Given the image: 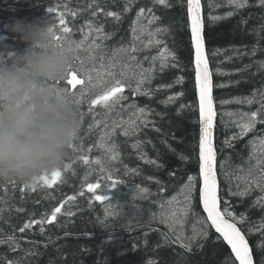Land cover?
Wrapping results in <instances>:
<instances>
[{
    "label": "trees",
    "instance_id": "1",
    "mask_svg": "<svg viewBox=\"0 0 264 264\" xmlns=\"http://www.w3.org/2000/svg\"><path fill=\"white\" fill-rule=\"evenodd\" d=\"M125 2L0 0V50L4 47L23 50L26 47L6 25L15 20H46L54 26L57 36L62 40L78 43L88 35L84 47L74 51V69L80 67V60L85 62V67L91 68L93 65L88 57L92 53L87 51L88 46L93 40L100 44L101 48L95 52L96 68L99 70L102 54L106 61L116 48L131 43V25L139 8L145 5L152 7L151 0H135L130 10L124 12ZM209 2L201 0L205 48L213 74L217 109L215 144L220 195L231 202L235 213L247 212L251 220L258 223L264 217V211L253 206L258 191H253L250 196L239 197L229 196L227 189L230 182L235 190V177L242 174L239 169H246L249 163H255V160H249L251 142L264 135V125L258 123L255 132L230 141L231 146L224 141L239 131L233 124L238 116H229L227 113L251 112L259 108L258 103L249 105L236 101L244 100L254 93L259 99L258 90L264 88V69L260 68V64L264 63V6L259 4V0H248L247 7L237 10L227 0H212L217 5L214 8L209 7ZM171 3L174 6L169 9L157 6L153 11L161 18L159 26H169V35L164 39L175 51L180 66L157 72L150 87L157 89L179 76L184 78L183 83L171 89L156 91L151 97L132 95L126 87L124 94L128 99L111 112L100 105L89 111L90 101L107 84L98 85L85 95L80 104V111L84 115L80 122L79 137L59 170L60 176H46L27 187L14 181L0 180V239L14 235L19 245L11 247L8 243L0 244V264H8L9 261H19L20 264H224L230 248L217 241L214 229H209L207 240L198 241L202 247L194 246L188 251L180 243L173 242L174 236L169 235L166 239L165 234L170 230L166 224L160 223V204L177 195L189 175L197 177V190L202 184L199 177L200 119L194 50L186 0L183 3L171 0ZM108 11L119 13L120 20L107 16ZM228 12H233V15L227 16ZM210 15L222 19L212 21ZM89 22L93 28L103 26V34L109 38L96 40V33L88 28ZM64 28L69 31L64 32ZM154 54L155 49H152L139 55ZM144 66L148 67L147 61H144ZM76 75L78 79H83L81 73L77 72ZM93 76L95 82V73ZM103 79L108 84L112 82L108 77ZM59 86L79 93L86 84L73 85L65 80ZM177 92H183V96L173 104L166 107L160 103L168 95ZM131 103L154 110L149 119L155 121L160 132L149 126L141 127L135 135L124 136L123 129L116 128L115 134L107 141L109 146L115 144L116 149L107 152L100 147L105 122L110 125L114 120H126L131 111L127 106ZM155 113L162 115L157 116ZM134 144L138 146L133 147ZM179 154L188 159L180 160ZM85 156L88 164L82 159ZM97 159L101 164L95 163ZM225 172L232 174L229 180L225 179ZM112 180L117 181L114 186ZM49 184L51 186H47ZM90 184H98L99 187L89 191ZM145 188L147 192L141 193L140 189ZM96 195H104L109 199L98 201ZM221 204L223 208V201ZM55 207H61L55 221L43 225L33 224L31 228L20 232L26 222L50 219ZM193 210L206 218L198 191L194 193ZM68 212L73 214L68 215ZM192 223L190 215L185 224V236L192 234ZM41 227L43 233L40 232ZM246 238L253 250L255 263L264 264V248L258 247L264 243V236L253 232L246 234Z\"/></svg>",
    "mask_w": 264,
    "mask_h": 264
},
{
    "label": "snow or ice",
    "instance_id": "2",
    "mask_svg": "<svg viewBox=\"0 0 264 264\" xmlns=\"http://www.w3.org/2000/svg\"><path fill=\"white\" fill-rule=\"evenodd\" d=\"M135 0H126L123 11L130 10ZM181 3L184 0H180ZM152 7L147 5L140 7L135 20L131 25V43L126 46L116 48L111 57L105 61L104 55H101L99 70L96 68V55L97 49L101 48V45L96 43L95 40L88 46L87 51L92 55L88 57L89 62L93 65L91 68L85 67V62L80 60V67L70 71L67 83L73 85H85L77 93L74 90L65 88L71 95V103L75 106L76 111L79 114L80 122L83 120L84 113L80 111V104L85 95H88L97 88L98 85H105L99 94L90 101L89 111L96 105L102 106L107 112H111L116 106L120 105L122 101L128 99L125 95V88L130 89L131 94L135 96L151 97L159 90H167L174 87L176 84L183 83V77H176L174 81L169 84L160 85L157 89L150 87L151 82L155 79L157 72H164L168 68L179 67V62L176 57V53L172 50L166 40L165 36L169 35V26H159L161 18L155 14L153 8L157 6H163L164 9L173 7L171 0H151ZM227 3L239 10L248 6V0H227ZM259 4L264 6V0H259ZM209 7L214 8L217 5L210 0ZM186 9L188 19L190 21V33L191 41L194 50V70L195 81L198 89L199 96V114L201 122L200 139H199V177L202 181L201 186L197 190L196 182L197 177L195 175H189L187 182L183 184L179 193L174 195L166 203L160 204V223L166 224L170 232L165 234V238L168 236H174L173 242H178L181 246L188 251H191L195 246L197 248L202 247L198 241L207 240L209 236V229H214L217 234L216 239L219 242L226 244L230 248V253L225 257L224 264H254L253 250L250 247L249 240L246 238V234L253 232H259L264 236V217L258 223L251 220L247 212L235 213L231 202L220 195V186L217 178V153L214 148L213 130L215 127L216 112L214 110L213 102V82L212 71L209 68V56L205 50V37H204V16L202 14L201 0H186ZM51 11V9H49ZM95 15V13H93ZM107 16L114 17L116 20H120V14L112 11L106 13ZM227 16H232L233 12H228ZM212 21L222 19L220 16H209ZM143 21V22H142ZM61 24L63 19H61ZM153 25H156L153 27ZM88 28L96 33V40L108 39L107 35L103 34V26H97L93 28L91 22L88 24ZM64 32H68V28L63 29ZM57 40H61V37L57 36ZM88 40L86 34L84 40L80 42L67 41L72 46L74 51H78L84 47L85 42ZM73 45L75 46L73 48ZM155 49L154 55H139L143 52L151 51ZM71 50V49H70ZM255 52V46L253 49ZM215 55L216 53H212ZM79 59V57H76ZM144 61L148 62V67L144 66ZM260 68L264 69V63L260 64ZM118 70V71H117ZM82 74L83 79H78L76 73ZM95 73V82L94 76ZM70 77V79H69ZM111 79V83L108 84L106 79ZM259 99L257 94L239 100L237 103H247L249 105L258 103L259 108L251 112L243 113H227L229 116H238V119L233 120V124L238 127L239 131L233 134L230 138H226L224 143L231 146L230 141L240 139L249 133L255 132L257 124L264 125V88L258 90ZM183 96V92L173 93L168 95L166 99L161 100L160 103L164 106H169L176 102V100ZM230 101H225L228 103ZM130 109L129 116L126 120H114L110 125L105 122V130L100 137V147L104 148L107 152H114L116 145L109 146L107 141L115 134L116 128L123 129L124 136L135 135L141 129V127L147 128L151 126L155 131L160 132V129L156 127L155 121L149 119L153 115L154 110L145 107H139L135 103H131L128 106ZM185 107V105H180ZM160 116L161 113H155ZM99 123V122H97ZM111 129V131H110ZM264 131V130H262ZM150 143V141H149ZM252 152L249 160H255V163H249L246 169H239L242 173L237 175L235 179L237 184L235 190L231 183L227 189L229 196L246 197L250 196L253 191H258L259 195L253 201V206L264 211V135L259 136L252 142ZM138 145H133L137 147ZM73 148L75 146L73 145ZM175 152V149H172ZM115 158V156H113ZM144 158V157H142ZM85 164H88V158L82 157ZM179 159L186 161L188 157L179 154ZM148 163L155 164L156 161H148ZM97 165L101 164V161L97 159L95 161ZM104 170V169H102ZM173 175L175 173H172ZM231 173L225 172L224 177L229 180ZM53 176L59 177L60 172L53 173ZM111 179V177H109ZM42 180L44 179L41 178ZM117 181L112 180L114 186ZM47 186H51L50 184ZM27 187V185H25ZM99 187L98 184L88 185V190ZM199 200L202 203L203 211L206 213V218L201 217L193 210L194 193H197ZM141 193L147 192V189H140ZM74 197H69L73 199ZM143 198V197H140ZM95 199L98 201H106L109 197L104 195H96ZM223 201V208L221 202ZM62 207V206H61ZM61 207H55L52 210L50 219L42 218L40 220H32L26 222L21 228L20 232H24L25 229L31 228L33 224L43 225L45 223H51L57 219V214L61 212ZM2 211V209H0ZM68 215H72V212H68ZM193 218L191 225L190 236H185V224L187 223L189 216ZM245 225H249L245 227ZM40 232L43 233V227L40 228ZM8 243L11 247H18L16 238L14 235H8L5 239H0V244ZM258 247L264 248V243L258 245ZM8 264H20L19 261H9Z\"/></svg>",
    "mask_w": 264,
    "mask_h": 264
},
{
    "label": "clouds",
    "instance_id": "3",
    "mask_svg": "<svg viewBox=\"0 0 264 264\" xmlns=\"http://www.w3.org/2000/svg\"><path fill=\"white\" fill-rule=\"evenodd\" d=\"M6 27L26 47L0 50V180L31 185L59 171L79 137V114L59 86L74 49L46 20Z\"/></svg>",
    "mask_w": 264,
    "mask_h": 264
},
{
    "label": "water",
    "instance_id": "4",
    "mask_svg": "<svg viewBox=\"0 0 264 264\" xmlns=\"http://www.w3.org/2000/svg\"><path fill=\"white\" fill-rule=\"evenodd\" d=\"M202 14H203V10H202ZM189 24H190V21H189ZM206 50V48H205ZM194 59V58H193ZM209 68H210V65H209ZM211 70V69H210ZM195 71V70H194ZM212 82H213V92H212V95H213V102H214V110L216 112V117H215V124H216V119H217V109H216V101H215V97H214V80H213V74H212ZM195 85H196V81H195ZM196 95H197V100H198V110H199V96H198V89H197V86H196ZM199 119H200V114H199ZM200 130H201V122H200ZM213 140H214V148L216 150V144H215V127H214V130H213ZM216 153H217V150H216ZM217 158L216 157V164H217ZM217 178H218V174H217ZM218 182H219V186H220V181H219V178H218ZM220 193H221V189H220ZM202 204V203H201ZM221 207H222V204H221ZM203 209V207H202ZM205 213V212H204ZM206 214V213H205ZM251 247V246H250ZM254 258V256H253ZM254 264L255 263V260H254Z\"/></svg>",
    "mask_w": 264,
    "mask_h": 264
}]
</instances>
